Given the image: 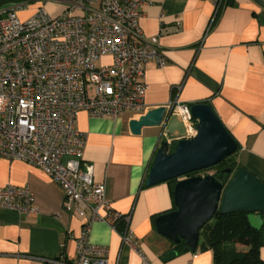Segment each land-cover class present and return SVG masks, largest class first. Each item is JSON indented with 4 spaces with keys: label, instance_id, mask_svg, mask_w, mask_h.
<instances>
[{
    "label": "crops",
    "instance_id": "1",
    "mask_svg": "<svg viewBox=\"0 0 264 264\" xmlns=\"http://www.w3.org/2000/svg\"><path fill=\"white\" fill-rule=\"evenodd\" d=\"M230 1L217 22L213 0L143 5L140 26L146 37L158 36L167 58L162 67L155 60L145 64L146 109L116 118L86 111L78 116L77 127L87 136L84 159L93 165L94 180L105 185L115 210L131 216L133 243H123L121 230L108 223L96 221L91 227L90 242L108 249L110 264H144V258L152 264H213L211 250L162 261L172 242L157 232L152 217L171 211L174 201L167 182L148 186L146 179L164 129L145 126L134 134L129 126L148 110L175 99L188 105L207 101L240 145L237 163L264 181V7L255 0ZM0 184L28 187L37 208L21 215L0 207V264L74 261L83 220L64 210L62 187L43 169L4 157ZM260 254L264 259V245Z\"/></svg>",
    "mask_w": 264,
    "mask_h": 264
},
{
    "label": "built area",
    "instance_id": "2",
    "mask_svg": "<svg viewBox=\"0 0 264 264\" xmlns=\"http://www.w3.org/2000/svg\"><path fill=\"white\" fill-rule=\"evenodd\" d=\"M31 1L0 0V157L43 169L62 187L64 210L83 220L77 258L49 264H110L108 249L90 242L91 227L101 221L119 230L123 220L122 241L133 243L131 216L115 210L105 185L94 180L77 119L82 111L116 118L146 109L145 64H167L158 36L146 37L140 26V8L150 0H39L22 19ZM50 1L62 6L56 16L45 8ZM213 1L217 13L223 0ZM167 108L193 138L190 105L175 99ZM164 139L173 143L165 129ZM0 207L37 212L32 191L13 184H0ZM144 264L152 263L144 258Z\"/></svg>",
    "mask_w": 264,
    "mask_h": 264
},
{
    "label": "water",
    "instance_id": "3",
    "mask_svg": "<svg viewBox=\"0 0 264 264\" xmlns=\"http://www.w3.org/2000/svg\"><path fill=\"white\" fill-rule=\"evenodd\" d=\"M264 7V0H255ZM197 121V134L186 138V129L177 115L169 117L168 108L160 106L148 110L138 119L129 122L130 130L140 134L145 126H159L173 138L161 141L149 167L146 185L178 178L174 186L175 209L160 214L155 219L158 233L177 244L184 240L195 251L200 229L218 212L223 214L247 213L251 226L263 233L264 241V181L245 166L231 173L227 181L214 174H189L210 168L234 154L238 142L208 103L190 105ZM178 253L166 252L167 262Z\"/></svg>",
    "mask_w": 264,
    "mask_h": 264
},
{
    "label": "trees",
    "instance_id": "4",
    "mask_svg": "<svg viewBox=\"0 0 264 264\" xmlns=\"http://www.w3.org/2000/svg\"><path fill=\"white\" fill-rule=\"evenodd\" d=\"M230 3V0H223L218 8L215 22L220 18L224 7ZM201 103H207V101H202ZM239 146L238 144V149ZM237 151L216 165L201 171L193 172L188 176L201 174L203 171L214 169L213 174L217 178L224 182L227 181L231 173L224 174L225 167H231L232 171L240 167L236 160ZM177 181L178 178L166 181L170 186L172 197L174 186ZM173 209H175V205ZM160 214L152 217L153 223ZM123 227L124 221L121 220L119 223V230H122ZM263 245V233L251 226L247 213L234 212L223 214L218 212L200 229L199 242L193 252L211 250L213 253V264H264V259L260 254V248ZM172 248L175 249L178 254L191 251L184 240H181L177 244L172 243Z\"/></svg>",
    "mask_w": 264,
    "mask_h": 264
},
{
    "label": "rangeland",
    "instance_id": "5",
    "mask_svg": "<svg viewBox=\"0 0 264 264\" xmlns=\"http://www.w3.org/2000/svg\"><path fill=\"white\" fill-rule=\"evenodd\" d=\"M41 1L39 0H32L30 2V4L28 5V8L25 10H22L19 12V16L22 19H25L27 17H29L30 15H32L36 9V7L40 4ZM46 10L51 14V15H58L61 11H62V6L60 3L54 2V1H50L48 4H46L45 6ZM238 158L236 157V160ZM214 169H209L206 171H203L201 174H213Z\"/></svg>",
    "mask_w": 264,
    "mask_h": 264
},
{
    "label": "flooded vegetation",
    "instance_id": "6",
    "mask_svg": "<svg viewBox=\"0 0 264 264\" xmlns=\"http://www.w3.org/2000/svg\"><path fill=\"white\" fill-rule=\"evenodd\" d=\"M227 168H231V167H225V170H224V174H226L227 172H226V169ZM232 169V168H231ZM233 172V171H232Z\"/></svg>",
    "mask_w": 264,
    "mask_h": 264
}]
</instances>
